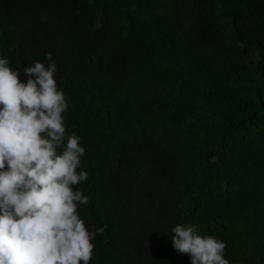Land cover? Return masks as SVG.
Instances as JSON below:
<instances>
[{"label":"trees","instance_id":"16d2710c","mask_svg":"<svg viewBox=\"0 0 264 264\" xmlns=\"http://www.w3.org/2000/svg\"><path fill=\"white\" fill-rule=\"evenodd\" d=\"M45 52L85 147L78 211L106 226L89 264H190L176 223L264 264V0H0V55Z\"/></svg>","mask_w":264,"mask_h":264},{"label":"clouds","instance_id":"9594fccd","mask_svg":"<svg viewBox=\"0 0 264 264\" xmlns=\"http://www.w3.org/2000/svg\"><path fill=\"white\" fill-rule=\"evenodd\" d=\"M116 30L104 27L99 44L113 49ZM44 57L46 63L13 69L0 55V264H89L106 226H87L78 211L89 202L76 187L89 176L85 147L66 131L57 65L51 52ZM167 232L190 264H230L224 241L200 234L195 224L176 223Z\"/></svg>","mask_w":264,"mask_h":264}]
</instances>
